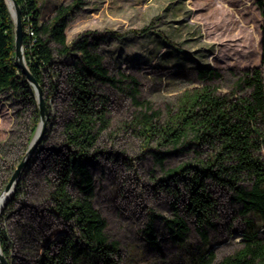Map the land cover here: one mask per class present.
Listing matches in <instances>:
<instances>
[{
	"label": "rangeland",
	"instance_id": "rangeland-1",
	"mask_svg": "<svg viewBox=\"0 0 264 264\" xmlns=\"http://www.w3.org/2000/svg\"><path fill=\"white\" fill-rule=\"evenodd\" d=\"M70 1L37 0L40 21L49 19L57 6ZM257 1L85 0L70 17L65 29L68 43L85 30L125 34H110L109 40L98 47L110 73L117 78L124 74L120 83L124 91L109 84L98 85V91L107 97L108 127L100 135L97 155L89 165L95 185L93 204L106 219L109 240L118 243L117 264H201L197 258H207L209 251L215 254L211 264H218L241 247L250 226L264 238L261 218L244 214L242 204L229 189L213 185L216 216L214 225L207 228V239H203L194 217L185 209L184 195L174 196L173 181L165 180L168 169L193 161L194 153L169 152L160 165L154 142L146 146L137 127L142 103L158 110L163 119L176 110L183 95L205 85L221 95L248 92L237 86L236 79L246 69L260 66L264 55L263 17ZM143 28L147 31L132 32ZM51 45L56 46L54 42ZM200 68H212L221 76L201 77ZM262 69L264 76V64ZM134 88L141 104L130 94ZM63 98V94L53 95L48 101L52 119L47 112V138L29 158L22 172L20 193L11 199L0 219L11 264H37L46 247L57 250L71 233V223L56 216L49 201L52 158L62 143ZM35 108L37 102H22L11 91L0 93V144L7 142L8 162H14L0 168V179L10 173L12 165L16 167L37 131L40 118L33 126ZM261 155L264 158V145ZM70 191L78 195L76 187L71 186ZM174 201L189 230L178 242L163 220L155 219L156 247L144 233L148 211L171 217ZM77 264L101 261L86 259Z\"/></svg>",
	"mask_w": 264,
	"mask_h": 264
},
{
	"label": "trees",
	"instance_id": "trees-1",
	"mask_svg": "<svg viewBox=\"0 0 264 264\" xmlns=\"http://www.w3.org/2000/svg\"><path fill=\"white\" fill-rule=\"evenodd\" d=\"M23 26L24 56L29 70L41 86L48 105V119L52 118L48 102L54 95L63 94L62 143L53 154L49 179V201L52 212L71 223V233L57 250L46 247L38 256L37 264H77L81 260L98 259L101 264H117L118 243L110 241L106 234V219L93 204L94 179L90 163L98 152V141L108 127L107 97L98 91V85L109 84L124 91L120 78L112 75L99 52L100 43L109 35L125 34L85 30L67 42L65 29L70 17L79 11L85 0H71L55 8L54 14L40 21L37 0H16ZM263 17L264 0H258ZM29 27L31 34L26 32ZM146 28L132 32H145ZM15 24L5 0H0V93L11 91L20 101L35 105V93L26 76L15 64ZM54 42L56 46H52ZM74 56L71 62L64 59ZM262 64L246 69L236 79L240 88H247L243 95H221L205 85L193 93L183 95L175 111L166 118L151 105L136 99V89L130 94L143 107L137 116L138 134L146 146L154 142V153L161 165L167 153L192 151L194 160L185 162L165 172V180L173 181L174 196L185 197V209L194 217L197 228L207 239V228L214 225L216 199L212 186L229 189L242 204L244 214L258 215L264 224V76ZM201 77H219L212 68H200ZM136 83L134 77H130ZM39 119L38 108H35ZM51 112V113H50ZM46 130L41 143L47 138ZM169 146L166 149L162 147ZM7 142L0 144V168L8 162ZM20 159L18 160L19 163ZM6 164V165H5ZM17 165V164H16ZM7 168V167H6ZM10 173L0 179V193L7 184ZM22 176V174H21ZM19 178L12 196L0 213L4 216L11 199L16 198L23 185ZM178 184H181V188ZM169 185V184H165ZM76 187L73 195L70 187ZM172 216L165 217L153 209L148 211L144 233L151 244L158 247L154 220L161 219L174 240L182 242L189 230L186 219L180 214L177 202L171 205ZM1 251L11 264L5 230H0ZM215 254L209 251L207 258L198 257L196 262L211 264ZM218 264H264V238L249 227L241 247L223 257Z\"/></svg>",
	"mask_w": 264,
	"mask_h": 264
},
{
	"label": "water",
	"instance_id": "water-1",
	"mask_svg": "<svg viewBox=\"0 0 264 264\" xmlns=\"http://www.w3.org/2000/svg\"><path fill=\"white\" fill-rule=\"evenodd\" d=\"M5 2L8 6L11 17L15 24V33H14L15 64L21 69V72L26 76L27 81L32 85L34 89L35 99H36L38 111H39L40 122H39V126L37 128V131L34 137L31 139L22 159L19 161V163L14 168L10 176V179L8 180L4 189L0 193V196L3 193H8L9 191L15 189V186L29 158L33 154L35 148L40 143L43 137V134L45 133L46 119H47V112H48L47 107H46L47 106L46 101L42 94L41 86L39 85L36 78L31 73V71L29 70V67L27 66L26 61H25L24 47H23V26H22L20 7L16 0H10L11 4H9L8 0H5ZM11 7H13V11ZM0 264H9L7 258L4 256V254L1 251V246H0Z\"/></svg>",
	"mask_w": 264,
	"mask_h": 264
},
{
	"label": "bare ground",
	"instance_id": "bare-ground-1",
	"mask_svg": "<svg viewBox=\"0 0 264 264\" xmlns=\"http://www.w3.org/2000/svg\"><path fill=\"white\" fill-rule=\"evenodd\" d=\"M9 4L10 3V0H8ZM12 11H13V7H11ZM12 191H9L8 193H3L1 196H0V208L3 206L4 203H7V200H9V196L12 194ZM12 196V195H11ZM2 209H0V213H1Z\"/></svg>",
	"mask_w": 264,
	"mask_h": 264
},
{
	"label": "built area",
	"instance_id": "built-area-1",
	"mask_svg": "<svg viewBox=\"0 0 264 264\" xmlns=\"http://www.w3.org/2000/svg\"><path fill=\"white\" fill-rule=\"evenodd\" d=\"M26 32H28L30 34L32 33L31 30L29 29V27L26 28Z\"/></svg>",
	"mask_w": 264,
	"mask_h": 264
},
{
	"label": "crops",
	"instance_id": "crops-1",
	"mask_svg": "<svg viewBox=\"0 0 264 264\" xmlns=\"http://www.w3.org/2000/svg\"><path fill=\"white\" fill-rule=\"evenodd\" d=\"M41 20V19H40Z\"/></svg>",
	"mask_w": 264,
	"mask_h": 264
}]
</instances>
